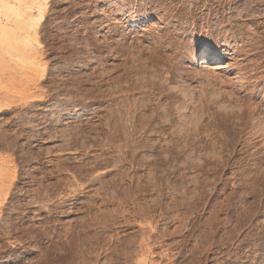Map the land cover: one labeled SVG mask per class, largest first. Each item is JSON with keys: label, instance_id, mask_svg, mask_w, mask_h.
<instances>
[{"label": "rangeland", "instance_id": "rangeland-1", "mask_svg": "<svg viewBox=\"0 0 264 264\" xmlns=\"http://www.w3.org/2000/svg\"><path fill=\"white\" fill-rule=\"evenodd\" d=\"M196 1L47 0L39 45L1 33L0 264H264V32L216 8L204 69Z\"/></svg>", "mask_w": 264, "mask_h": 264}, {"label": "bare ground", "instance_id": "bare-ground-1", "mask_svg": "<svg viewBox=\"0 0 264 264\" xmlns=\"http://www.w3.org/2000/svg\"><path fill=\"white\" fill-rule=\"evenodd\" d=\"M24 0H22L23 2ZM27 1V0H26ZM32 1V0H31ZM50 1V0H48ZM240 0H207L205 3H202V1H196V3L189 7L190 9H186L188 11H186V13L184 12V16L187 14L189 15V17H195L198 15H201V17L199 19H203L204 21H206L208 24V26L211 27V38H212V42H210L209 46L208 44L206 45V47L202 48V47H197L196 52L194 53V61L196 62V64L204 69H209L211 65L216 64L218 62H220L221 60H224L225 57H223V55H221L220 52V47H219V43L220 40L221 41H225V43H227L228 46H230V37L233 35L232 32H222V24L223 23H227L228 25L231 26L232 22L230 21V19L227 17V13L225 14V12L223 13H219L220 11H217L216 8L218 7H222L224 6L225 8L227 6H234L236 5ZM47 0H34V2L32 1V5L29 7L23 6L22 4L20 5H15L11 2H0V13H4L5 17L7 18V21L9 22L10 25H5V26H1L0 25V36L1 33L3 34L4 32L6 34H8V32H15L16 30L20 29H27L28 30V34H27L24 38L20 37L18 35H20L19 33H17L16 31V40L18 41V43H20V39L21 45L23 44L24 47L32 46L35 42L38 43V40L35 39V36H33V33L39 28L40 24L44 23L45 21V13L48 10V6H47ZM253 4L246 6V8H244L245 13L242 15H240V17L238 18V20L236 21V27L239 28L241 30V26L240 23L242 21H244L243 19L245 17H253L254 19L251 21L252 24H256V26H258V28H261L262 31L264 32V24H257L256 22L258 21V19H260L259 17L262 16V14L264 13V0H254L252 1ZM251 2V3H252ZM250 3V2H249ZM24 4V3H23ZM152 4V3H151ZM171 4V3H170ZM176 4V3H175ZM217 4V6H215ZM248 4V3H247ZM30 5V3H29ZM113 5V4H112ZM150 5V4H149ZM173 5V4H172ZM129 6V5H128ZM189 6V5H188ZM172 8V7H171ZM221 9V8H220ZM227 9V8H226ZM34 11V12H33ZM204 11H208L206 14L204 13ZM177 12V11H176ZM169 14V13H168ZM181 14V13H180ZM178 15V14H177ZM182 15V14H181ZM180 15V17H181ZM185 16V17H186ZM264 16V15H263ZM163 17V16H162ZM179 17V18H180ZM203 17V18H202ZM213 17L216 18L217 23H214L212 25L211 22H213ZM166 18V17H165ZM178 18V16H177ZM155 19V18H154ZM251 19V18H250ZM130 22L132 23H138L140 21H138L136 18L132 17L128 19ZM140 20V19H139ZM167 20V19H166ZM202 20V21H203ZM117 21V20H116ZM163 20H159V22H162ZM181 21V20H180ZM247 21V20H246ZM173 22V21H172ZM205 22V23H206ZM142 23L147 24L149 23L148 19H144L142 21ZM158 23V22H157ZM11 24H14L15 28H10ZM249 25V24H248ZM158 26V25H157ZM224 27V26H223ZM235 27V26H233ZM115 28V27H114ZM210 29V28H209ZM243 29V28H242ZM34 32H32V31ZM12 32V33H13ZM21 32V31H20ZM26 32V31H24ZM35 32V33H36ZM249 32V31H248ZM256 32V31H255ZM159 33V32H158ZM5 34V35H6ZM232 34V35H231ZM255 34V33H254ZM263 34V33H262ZM11 35V34H10ZM35 35V34H34ZM37 35V34H36ZM163 36V34H162ZM174 36V35H173ZM15 37V36H14ZM13 37V38H14ZM213 37L218 41L215 42V40L213 39ZM1 39V38H0ZM15 39V38H14ZM166 39V38H165ZM171 39V38H170ZM12 40V39H11ZM35 41V42H34ZM170 41V40H169ZM34 42V43H33ZM208 42V41H207ZM264 42V41H263ZM11 43V42H10ZM117 43V42H116ZM251 43V42H250ZM247 42L248 46H251V44ZM16 45H18L16 43ZM37 45V44H36ZM39 45V43H38ZM101 45V44H100ZM99 45V46H100ZM132 45V44H131ZM98 46V45H97ZM21 47V46H20ZM34 47V46H32ZM36 47V46H35ZM104 47V46H103ZM122 47V46H121ZM180 47V46H179ZM187 47V46H186ZM30 48V47H29ZM39 48V47H38ZM44 48V47H43ZM120 48V47H119ZM124 48V47H123ZM136 48V47H135ZM160 48V47H159ZM177 48V47H176ZM22 48H20L21 51ZM121 49V48H120ZM118 49V50H120ZM179 49V48H178ZM28 50V49H27ZM157 50V49H156ZM24 51V50H23ZM123 51V49H122ZM248 51V50H247ZM22 52V51H21ZM26 52V51H24ZM31 52V51H30ZM33 52V51H32ZM133 52V51H132ZM78 53V52H77ZM80 53V52H79ZM97 53V52H96ZM100 53V52H99ZM120 53V52H119ZM264 53V51L262 52ZM21 54V53H20ZM26 54V53H25ZM28 54V53H27ZM134 54V53H133ZM243 54L242 51L237 50V49H233L232 52L228 53V55L230 56H234V55H241ZM87 55V54H86ZM105 55V54H104ZM122 55V54H121ZM20 56V55H19ZM25 56V55H24ZM29 56V55H28ZM37 56V54H36ZM116 56V55H115ZM132 56V55H131ZM172 56V55H171ZM79 57V56H78ZM119 57V56H118ZM169 57V56H168ZM18 58V57H17ZM27 58V57H26ZM104 58V57H103ZM122 58V57H121ZM238 58V57H237ZM242 58V57H241ZM31 59V57L29 58ZM36 59V58H35ZM130 59V58H129ZM166 59V57H165ZM156 61V60H155ZM168 61V60H167ZM180 61V60H179ZM253 61V60H252ZM260 67H264V55L262 57V59L260 60ZM106 62V61H105ZM112 62V61H111ZM257 62V60H256ZM89 60L86 57H81V59L75 64V69L78 72H82L85 69H87L88 65H89ZM124 64V63H123ZM174 64V63H173ZM119 65V64H118ZM162 65V64H161ZM38 66V65H37ZM132 66H130L131 68ZM114 68V66H113ZM119 68V67H118ZM148 68V67H147ZM146 68V69H147ZM250 68V67H249ZM45 69V68H44ZM126 69V68H125ZM129 69V68H128ZM150 69V68H149ZM194 69V68H193ZM260 69V68H259ZM200 70V69H199ZM111 71V70H110ZM191 71V70H190ZM250 71V70H249ZM261 71V70H260ZM44 72V71H43ZM134 72V71H133ZM103 73V72H102ZM42 74V73H41ZM44 74V73H43ZM82 74V73H81ZM253 74V73H252ZM45 76V75H43ZM118 76V75H117ZM209 76V75H208ZM253 76V75H252ZM260 76V75H259ZM105 77V76H104ZM124 77V76H123ZM127 77V76H126ZM193 77V76H192ZM210 77V76H209ZM44 78V77H43ZM243 78V77H242ZM241 78V79H242ZM117 79V77H116ZM108 80V79H107ZM246 81V80H245ZM112 83V82H111ZM120 83V82H119ZM203 83V82H202ZM110 85V84H109ZM117 86V85H115ZM123 86V85H122ZM177 86V85H176ZM119 87V86H118ZM173 87V86H172ZM108 90V89H107ZM162 90V89H161ZM202 90V89H199ZM130 92V91H129ZM199 92V91H198ZM216 94V93H215ZM111 95V94H110ZM183 95V96H182ZM181 95V99L182 100H186L188 103H190L192 101V96L189 92L184 91ZM239 95V94H238ZM98 96V95H97ZM227 97V96H226ZM246 97V96H245ZM252 97V96H251ZM110 98V97H109ZM209 98V97H208ZM236 98V97H235ZM200 99V98H199ZM202 99V98H201ZM208 100V99H207ZM210 100V99H209ZM248 100V99H247ZM133 101V100H132ZM127 102V101H126ZM248 102V101H247ZM250 103V102H249ZM145 105V104H144ZM143 105V106H144ZM165 105V104H163ZM207 105V104H206ZM2 106V105H1ZM139 107V106H138ZM155 108V107H154ZM158 108V107H157ZM212 108V107H211ZM207 111V110H206ZM167 112V111H166ZM170 112V111H169ZM204 114V113H203ZM197 116V115H196ZM198 119V118H197ZM261 120V119H260ZM200 121V120H199ZM151 122V121H150ZM264 122V120H263ZM201 123V122H200ZM260 124V123H259ZM141 125V124H140ZM229 126V125H228ZM163 127V126H162ZM144 128V127H143ZM146 129V128H145ZM149 130V129H148ZM197 131V130H196ZM262 131V130H261ZM200 132V131H199ZM194 133V132H193ZM201 134V133H200ZM140 135V134H139ZM175 135V134H174ZM202 135V134H201ZM196 136V135H195ZM216 141V140H215ZM264 142V141H263ZM177 149V148H176ZM174 150V149H173ZM184 151V150H183ZM186 154V153H185ZM178 155V154H177ZM188 165V164H187ZM201 168V167H200ZM203 169V168H202ZM2 193V192H1ZM3 195V194H2ZM220 222V221H219ZM220 224V223H219ZM234 234V233H233ZM247 240V239H246Z\"/></svg>", "mask_w": 264, "mask_h": 264}]
</instances>
